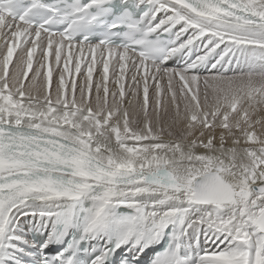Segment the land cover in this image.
Returning a JSON list of instances; mask_svg holds the SVG:
<instances>
[{
  "label": "snow or ice",
  "instance_id": "1",
  "mask_svg": "<svg viewBox=\"0 0 264 264\" xmlns=\"http://www.w3.org/2000/svg\"><path fill=\"white\" fill-rule=\"evenodd\" d=\"M0 264H264V0H0Z\"/></svg>",
  "mask_w": 264,
  "mask_h": 264
}]
</instances>
